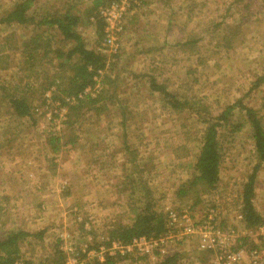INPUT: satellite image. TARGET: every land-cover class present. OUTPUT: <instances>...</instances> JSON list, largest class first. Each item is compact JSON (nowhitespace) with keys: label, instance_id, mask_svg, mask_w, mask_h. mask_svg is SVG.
<instances>
[{"label":"rangeland","instance_id":"rangeland-1","mask_svg":"<svg viewBox=\"0 0 264 264\" xmlns=\"http://www.w3.org/2000/svg\"><path fill=\"white\" fill-rule=\"evenodd\" d=\"M16 1L0 0V16ZM75 1L41 0L39 6ZM84 3L78 8L83 20L78 31L88 47L98 48L102 41L97 40L96 25L85 15L91 1ZM135 9L125 16L117 56L105 53L107 64L118 60L107 75L115 79L121 72L116 101L99 115L86 113L77 131V148L68 146L53 155L45 144L51 133L62 135L66 117V108L51 98V92L35 108V122L12 116L7 99H0V141L6 135L13 139L11 155H2L6 149H0V237L11 230L31 233L21 250L35 264H49L57 247L66 262L87 264L89 252L95 255L93 262L104 245L93 247L107 239L108 230L135 220L145 203L142 181L166 221L168 207L194 206L177 198L176 190L194 172L207 125L195 112L169 105L151 89L147 77L140 78L145 73L180 96H202L212 115L234 105L229 126L219 128L220 182L194 206L199 209L216 201L228 225L234 222L243 184L256 164L252 129L241 108L264 114V0H150ZM215 28L218 37L210 36ZM31 29L0 25V82L17 81L22 59L20 52L10 51V66L2 68L7 64L3 39L8 36L17 44L30 36ZM190 38L198 41L185 51L182 44ZM100 79L95 89L104 87ZM110 84L106 82L105 89ZM19 86L20 91L25 89ZM4 93L0 90V97ZM233 123H240V130L231 131ZM21 152L33 160L28 168L10 160ZM255 187L254 203L264 210V165ZM41 231V239L34 236ZM94 235L104 239L95 240ZM195 251L199 250L193 242L168 240L148 254L131 249L119 264H209V255Z\"/></svg>","mask_w":264,"mask_h":264},{"label":"trees","instance_id":"trees-1","mask_svg":"<svg viewBox=\"0 0 264 264\" xmlns=\"http://www.w3.org/2000/svg\"><path fill=\"white\" fill-rule=\"evenodd\" d=\"M84 1L76 0L74 3L59 6L55 4L50 7L47 4L39 6L41 0H18L0 16V25L18 24L23 27H32L30 36L21 39L17 44H11L8 36L3 39L4 48H7L6 53H3L5 54L3 58L7 64L2 68L7 69L10 66L8 52H20L22 58L18 62L17 81L4 80L0 82V90L5 91L0 99L1 101L7 99V111L14 117H29L35 122L34 110L46 102L48 99L46 93L48 92H51V98L54 101L60 102L67 109L62 135L51 133L48 136L47 145L52 154L60 153L68 146L71 149L77 148L79 144L77 131L84 123L86 113L90 111L94 115H99L101 111L108 110L109 103L115 100L120 87L118 76H121V72H117L115 79L107 75L108 69L115 68L114 63L107 64V55L98 48L88 47L84 37L78 31V27L83 21L78 8L85 4ZM90 1L91 5L85 9L88 20L98 7L108 0ZM137 1L139 2L138 6H144L148 5L150 0ZM95 25L97 40L101 42L104 37L103 22L98 20ZM210 36L218 37L220 35L215 28L211 29ZM224 38L222 36V39ZM197 41L198 39L190 38L182 44V47L186 51L191 48L190 46H195ZM111 65L112 67H109ZM40 72L43 74L42 77H40ZM142 77H147L151 89L160 93L173 108L193 111L207 125L203 132L200 152L194 164V172L176 190L177 198L192 202L196 207L201 204L202 194L212 192L220 182L223 154L219 141V128L229 126L230 114L234 105L228 104L221 113L212 115L209 110L210 105L202 101V96H193L192 98H189L188 95L180 96L174 91H169L162 83L157 82L153 75L145 73L140 78ZM98 79L102 83L104 80V88L101 90L95 89ZM39 81L41 82L39 83ZM108 81L111 86L105 89V83H109ZM19 85H24L25 89L20 91ZM257 85L256 82L254 86ZM86 88H90V92L80 97ZM67 98L74 100L67 101ZM244 110L246 120L252 129L251 136L256 164L243 184L238 200L240 199L241 213L245 224L248 227H254L262 221L254 198L258 170L264 165V114L260 115L249 107H242L241 111ZM234 123L230 124V127H232L231 131L236 132L240 130V123L237 125ZM141 190V197L145 199V203L135 220L130 224L119 223L116 227L109 229L107 239L101 244L96 243L93 248L98 250L101 245H104L106 249H109L114 241L128 245L135 237L156 238L166 232L165 214L154 203L150 188L144 181L141 182ZM31 235L24 230H11L7 234H2L0 237V264H35L32 260L22 256L21 250L22 243ZM34 236L41 239L43 231L35 233ZM53 254L54 258L49 264H64L66 262L64 251L58 247ZM124 258L118 253L111 255L107 252L104 260L95 259L91 264H118ZM39 264H45V262H39Z\"/></svg>","mask_w":264,"mask_h":264},{"label":"built area","instance_id":"built-area-1","mask_svg":"<svg viewBox=\"0 0 264 264\" xmlns=\"http://www.w3.org/2000/svg\"><path fill=\"white\" fill-rule=\"evenodd\" d=\"M138 3L137 0H108L90 16L93 24L98 20L103 22L104 37L98 50L112 55L118 53L125 16ZM89 89L86 88L80 97L90 92ZM72 100L74 99L67 98V101ZM240 204L239 202L235 206L234 222L230 225L227 218L222 216L216 201L199 209L192 205L182 210L168 207L166 232L163 235L156 238L135 237L128 245L114 241L112 246L127 247L148 254L168 240L187 241L195 243L199 251L209 255V264H264V210L257 209L262 216L261 223L248 227ZM101 250L110 253L113 248L103 247Z\"/></svg>","mask_w":264,"mask_h":264},{"label":"crops","instance_id":"crops-1","mask_svg":"<svg viewBox=\"0 0 264 264\" xmlns=\"http://www.w3.org/2000/svg\"><path fill=\"white\" fill-rule=\"evenodd\" d=\"M137 7H139V6H137ZM137 7H136V11H137ZM115 62V63H114ZM117 62H118V60H117V58H116V60L115 61H112V63H114V65H115V67L117 66ZM115 69V68H114ZM104 81V80H103ZM104 88V87H103ZM65 112H67V109H66V111ZM66 114V113H65ZM25 118H28V117H25ZM21 119V118H20ZM65 119V118H64ZM5 141L4 142H2V141H0V149H6L5 151H4V153H2L3 152V150L2 151H0V154L2 153V155L3 154H7L8 156L9 155H11L10 154V149H11V147H12V143H13V139H8V136L6 135L5 137ZM45 144H46V146H47V148H48V150H49V147H48V145H47V140L45 141ZM49 152H50V150H49ZM51 153V152H50ZM61 153V152H60ZM60 153H57V154H53V155H58V154H60ZM52 154V153H51ZM39 157V156H38ZM33 158H35V157H33ZM40 158V157H39ZM11 161H12V163L14 164V165H18V166H20L21 165V167H23V168H28L30 165H32V163H33V160L32 159H30V156H24L23 155V152H21L20 153V155L19 156H15V158H11L10 159ZM12 164V165H13ZM18 168V167H17ZM23 172H24V170H23ZM5 201H7V200H5ZM9 201V200H8ZM115 221H113L112 223H114ZM95 240H96V238H102V239H104V236H97V235H94V237H93ZM101 240V239H100ZM112 248H113V251L112 252H110V254L111 255H114L115 253H118L119 255H122L123 257H125L122 261H125V260H127V255L126 254H128L129 252H130V248H121V247H113L112 246ZM106 251V250H105ZM105 251H100L101 253H96V256H97V258L96 259H99V260H104V257H105V254L107 253V252H105ZM195 252H197L198 254H202V255H204L205 253H203V252H201V251H195ZM94 253H92V252H89V255H88V262H87V264H91V260L92 259H94L95 257V255H93ZM121 261V262H122ZM127 262V261H126ZM120 263V262H119ZM118 263V264H119ZM73 264V263H72ZM77 264H83V263H80V262H78ZM126 264V263H125Z\"/></svg>","mask_w":264,"mask_h":264}]
</instances>
